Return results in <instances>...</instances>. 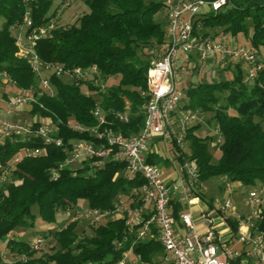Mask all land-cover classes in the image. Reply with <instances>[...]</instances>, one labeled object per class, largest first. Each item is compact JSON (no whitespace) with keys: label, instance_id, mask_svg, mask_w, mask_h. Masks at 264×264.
Returning a JSON list of instances; mask_svg holds the SVG:
<instances>
[{"label":"trees","instance_id":"16d2710c","mask_svg":"<svg viewBox=\"0 0 264 264\" xmlns=\"http://www.w3.org/2000/svg\"><path fill=\"white\" fill-rule=\"evenodd\" d=\"M53 3L54 0H0V74L6 73L18 89L37 86L38 80L28 62L17 57L14 30L19 33L27 11L31 12L33 26L26 31V37L33 29L58 21L59 11L52 12ZM86 5L89 12L75 24L56 27L48 38L36 40L35 51L47 64L60 63L67 68L96 65L105 78L119 79L115 84L109 82L106 92L100 96L108 119V125L103 128L124 136L138 134L146 121L145 105L149 96L142 92L148 91L151 52H160L165 42L164 3L161 0H87ZM163 12L164 16L157 18ZM250 30H253L251 45L258 51L264 46L263 0H228L222 11L202 14L195 22L196 35L221 31L233 36H249ZM231 75V79L215 83L190 84L184 91L185 111L215 112L223 138L219 161H213L211 138L198 136L200 126L188 128L185 133L189 153L176 142L174 148L180 164L189 161L198 169L201 184L224 176L246 188H257L264 184V71L255 81L246 82L243 67L236 64ZM51 81L56 87V96L40 97L34 114L51 118L58 126L57 136L63 138L66 146H70L71 141L93 140L88 133L71 130L69 124L97 126L92 113L97 106L95 98L84 93L83 83L57 77H52ZM90 89L95 88L90 86ZM218 94H224L226 105L221 104ZM33 147L45 149V154L24 158L13 171L12 181L0 183V243L10 237L8 252L23 257L18 264L117 262L135 239L128 233L127 212L122 218L92 226V237H81L76 232L78 223H69L52 233L57 247L40 258L36 257L38 252L31 248V243L11 235L17 228L35 224L34 206H38L41 221L46 225L56 224L62 212H74L81 200L87 201L89 209L113 212L119 197L136 198L135 192L145 184L144 178H125L124 162L110 160L103 166H95L90 160L82 168L60 169L59 178L54 179L52 170L59 169L67 154L62 148L47 145L40 139L25 144L11 141L1 144L0 163L6 164L23 148ZM148 162L168 163L153 152L148 154ZM221 189L224 192V187ZM196 195L210 208L214 207L215 200L207 199L202 188ZM141 206L138 201L130 205L132 209ZM183 210L182 205L175 204L176 224ZM228 221L236 232L238 221ZM257 227L264 232V212ZM134 252L145 263L157 264L156 259L162 257L164 249L157 240L138 241Z\"/></svg>","mask_w":264,"mask_h":264},{"label":"built area","instance_id":"2783aa9c","mask_svg":"<svg viewBox=\"0 0 264 264\" xmlns=\"http://www.w3.org/2000/svg\"><path fill=\"white\" fill-rule=\"evenodd\" d=\"M227 2L228 0H163L167 20L165 42L161 51L151 60L147 74L148 91L142 92V95L149 96L145 105V126L138 134L131 136L103 128L108 125V119L101 107L100 96L106 92L111 78H105L96 65L67 68L60 63L43 62L35 51L36 40L48 38L56 28L55 21L51 25L33 29L32 34L26 37L25 33L32 28L33 22L30 11L25 15L17 36V57L28 62L37 77L38 85L18 89L6 73L0 74V81H7L16 89V93L7 100L0 99V145L7 141L25 144L40 139L47 145L62 148L67 158L59 169L52 170L54 179L59 178L60 169L75 167L90 160L95 166H103L110 160L124 162L125 178H144L145 184L136 190V198L133 199L142 203L141 207L124 209L117 206L113 212L88 208L70 222L81 218L91 226L98 227L116 214L120 215L118 218H122L127 212L128 233L135 239L132 246L122 252L121 258L112 264H149L134 252V245L138 241L151 240L160 242L164 249L161 264H264V232L257 227L264 212V185L248 190L244 204L249 211L242 213L235 201L239 187L228 177H224L226 198L223 201L215 200L213 208L201 212L206 231L199 232L192 213L183 212L180 220L186 232L181 234L176 228V218L173 215L174 196L179 195V200L189 205H193L194 199L199 200L196 192L203 189L199 171L191 162L185 161L180 164L181 181L168 184L163 168L148 162L149 142L155 137H162L171 146L176 142L183 147L185 143L188 129L186 125L191 112L185 111L182 114L179 108L185 96L183 71L193 64L192 61H213L219 68L241 64L246 82L255 81L264 71V57L261 59L254 48L229 41L223 32H210L205 36L195 34L196 19L205 13L222 11ZM70 3L71 0L64 2L63 8L70 6ZM22 30L25 31L24 38ZM184 58L189 61L185 67L180 64ZM195 68L196 65L193 66ZM52 77L83 83L86 88L84 93L97 101L92 112L98 121L97 126L89 127L77 122L69 124L71 130L88 133L94 137L93 140L71 141L70 146H66L63 138L57 136L58 126L51 118L42 115L32 117V109L36 104L40 105V97L56 96ZM90 86L95 89L91 90ZM27 108L30 121L18 118L19 110ZM42 154H45V149L23 148L8 163H0V183L12 181L13 171L24 158ZM229 219L238 221L236 232L229 224ZM43 243L42 238H37L31 242V248L39 252ZM235 244L240 245V248ZM119 246L121 247L120 243Z\"/></svg>","mask_w":264,"mask_h":264},{"label":"rangeland","instance_id":"374dc122","mask_svg":"<svg viewBox=\"0 0 264 264\" xmlns=\"http://www.w3.org/2000/svg\"><path fill=\"white\" fill-rule=\"evenodd\" d=\"M67 0H54L53 6H52V12L59 11L58 12V21L55 20V26L61 27V26H70L77 22V20L83 16L85 13L89 12V8L86 5L87 0H71L70 6L63 8L64 2ZM163 2V0H161ZM61 4V5H60ZM60 5V6H59ZM61 15V16H60ZM164 16V12L161 13L157 18H162ZM21 35L24 38V30H22ZM221 32V31H220ZM20 33V32H19ZM17 31L14 34L17 36L19 35ZM226 37H228L229 41H237L238 44L241 46H245L247 48H253L251 45L250 37L253 35V30H250L249 36H246L244 34H239L238 36H233L231 33L225 34ZM255 49V48H254ZM256 50V49H255ZM149 52V51H147ZM151 52V51H150ZM259 54L261 55L262 52L264 53V46L258 50ZM153 58L158 54L151 52ZM261 59H263V56H260ZM211 62V63H210ZM207 63H202L200 61H196L195 63L191 64L189 67L186 68V70L183 71V78H184V86L185 88L188 87L190 84H196V83H215L218 82L220 79H231L232 78V71L235 69L236 64H232L229 69L223 71V74L220 76V74L216 73V69H219L218 66L213 61H210ZM196 65V68L193 69V66ZM213 68V71H212ZM230 74V75H229ZM119 79L113 78L110 80V83H117ZM16 93V89L12 87L9 82L7 81H0V99L7 100L10 95H14ZM221 97V104L226 105L225 100L223 99L224 94H218ZM226 95V94H225ZM186 102L183 99V102L181 103V106L179 108V112L184 114L185 110L183 109ZM34 109V107H33ZM32 109V117H36ZM191 112V115L189 117L187 127L191 128L193 126H200V129L198 130L197 134L200 137L203 138H211L210 140V150L214 157V163H217L219 159L221 158V152L219 149L220 144L223 142V138L219 132V129L217 127L216 121H215V112H202V111H195ZM231 113H234L233 111H230ZM21 113V114H20ZM35 115V116H34ZM18 118L22 120H29L31 119L29 114V109H21L19 110V116ZM166 140H164L162 137H160V142L158 143V146H155V149H158L161 153L165 154L167 151V148L165 146ZM150 144V143H149ZM151 146V145H150ZM183 147L186 150H189V144L184 143ZM84 166V163L79 164L76 169L82 168ZM170 169L165 170V176H167L168 173H170ZM226 185V180L224 176L214 177L203 185V193L207 196V198L213 199V200H221L223 201L226 197L224 195V192H222L221 188ZM264 184H261L260 186H263ZM235 186L240 187L241 185L239 183H236ZM248 190H251L253 188H246ZM248 190H245V192H248ZM241 192V190H240ZM236 196V195H235ZM245 197V195H244ZM243 196L240 200L237 201L235 198V201L237 203V206H239V210L242 213H246L249 211L244 204ZM133 200L130 198H126L125 196H121L117 199L116 205L119 207H123L124 209L130 208V205ZM88 209V203L85 200L79 201L78 207L74 212H62L58 214L57 216V223L52 225H46L41 221L40 215H39V209L38 206H34L32 208L33 214L36 216L35 218V224L33 226L29 225L27 227L17 228L11 236H13L14 239H17L19 241H24L31 243L37 238H42L44 240L43 247L41 251L36 253V257L40 258L44 254L53 252V248L57 247L56 240L54 239L52 233L56 230L62 229L65 227V225H68L73 217L80 216L81 213H84ZM196 213V212H195ZM199 213V212H198ZM118 214L111 217L110 220H115L118 218ZM121 218V217H119ZM33 220H30L32 222ZM109 220H105L104 223L108 222ZM78 227L76 232L81 236H94V232L92 229V226L89 222H87L84 219L79 218L77 221ZM10 237L5 238L0 243V264H18V261H22L23 257L12 255L10 252H8L7 243L9 241ZM161 256H159L156 261L157 264H161L160 262Z\"/></svg>","mask_w":264,"mask_h":264},{"label":"crops","instance_id":"0c3cea01","mask_svg":"<svg viewBox=\"0 0 264 264\" xmlns=\"http://www.w3.org/2000/svg\"><path fill=\"white\" fill-rule=\"evenodd\" d=\"M261 55L264 57V53L263 52H262ZM188 63H189V61L186 58H184V59H182L180 61V64L182 66H184V67L186 65H188ZM191 63H194V62L192 61ZM230 66H232V65H230ZM230 66H228L226 68H219L218 67L219 69H216V73L220 74V76H221L223 74V71H225L227 69H229V71H232V70H230ZM212 71H213V68H212ZM159 142H160V137H155L153 140H151L149 142L150 144H149V153L148 154L153 152V153H158L159 155L164 157L165 160L168 161V163H162L160 166L163 168L164 172L167 169L171 170L170 173L167 174V176H165L166 174L164 175L166 182L168 184L179 183L181 181L180 161L177 159L176 150H175L174 146H171V145H168L167 143H165L167 151H166L165 154H163L158 149L154 148L155 146H158ZM182 148H183V151L185 153H189V150H186L184 147H182ZM203 185H204V183L202 184V187H203ZM240 190H241V192H240ZM245 190H248V189H246V187L242 186V188L237 191V194L235 196L237 201L240 200L242 198V196L244 198V195H246V193H247V192H245ZM179 197H180L179 195H175L174 196L173 210L175 208V204L182 205L184 207V210L181 211V213H183V212H191L192 215H193V218H194V221H195V224H196V227H197L198 231L201 232V233L205 232L206 231V224L204 223V221L201 218V212L206 210L207 208H210V206H208L201 199H199V200L194 199L193 205L192 204L191 205L184 204V203H182L179 200ZM205 197L207 198L206 195H205ZM176 228L179 230V232L181 234H184L186 232V228L184 227V225L181 222V220H180V222L178 224H176ZM234 246H236L237 248H240V245H236L235 244Z\"/></svg>","mask_w":264,"mask_h":264},{"label":"water","instance_id":"95a60500","mask_svg":"<svg viewBox=\"0 0 264 264\" xmlns=\"http://www.w3.org/2000/svg\"><path fill=\"white\" fill-rule=\"evenodd\" d=\"M264 1V0H263Z\"/></svg>","mask_w":264,"mask_h":264}]
</instances>
